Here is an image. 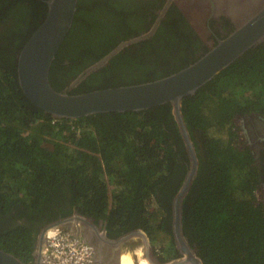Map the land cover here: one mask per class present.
Listing matches in <instances>:
<instances>
[{
    "label": "trees",
    "instance_id": "1",
    "mask_svg": "<svg viewBox=\"0 0 264 264\" xmlns=\"http://www.w3.org/2000/svg\"><path fill=\"white\" fill-rule=\"evenodd\" d=\"M118 10V0L77 1L50 69L54 89H65L117 43L108 38L118 25ZM46 14V0H0V249L33 264L38 229L75 208L106 221L113 235L137 227L161 253L176 255L171 201L188 160L170 105L78 119H54L37 108L18 85L16 59ZM189 28L175 11L158 29L169 33L157 47L164 54L161 63H147L154 59L146 56L151 47L126 48L70 93L144 82L186 66L195 58L187 62L171 38L182 30L191 40ZM176 49L180 56L172 55ZM169 53L172 58H166ZM212 80L181 104L189 134L203 151L182 202L183 234L202 264H264V213L252 203L255 187L245 175V155L231 142L234 115L250 104L264 108V44Z\"/></svg>",
    "mask_w": 264,
    "mask_h": 264
},
{
    "label": "water",
    "instance_id": "2",
    "mask_svg": "<svg viewBox=\"0 0 264 264\" xmlns=\"http://www.w3.org/2000/svg\"><path fill=\"white\" fill-rule=\"evenodd\" d=\"M77 1L46 0L47 14L45 18L24 42L17 55L18 85L25 97L33 105L54 119H78L109 112L136 113L146 111L152 107L169 104L184 142L185 151L189 159V169L183 185L172 202V237L175 249L182 257L168 264H202L200 258L195 255V251L186 242L182 230V200L189 191L192 180L196 175L198 159L182 117L181 104L185 97L194 96L203 85L234 61L240 59L258 45L264 44V0H247L236 3H233V1L199 0L209 9L207 18H211L216 14L225 15L226 12H229V16L233 17V22L236 26L225 37L218 39L209 48L204 49L196 59L175 72L160 78L72 94L70 91L77 83L106 63L119 50L152 35L158 22L152 25L148 32L123 41L115 48H112L97 62L81 71L69 87L58 91L50 83V69L60 46L72 27L77 10ZM175 1L167 0L163 10L169 9V5H173ZM236 8L239 9V12L231 15L230 12L235 11ZM199 9L203 11V8ZM198 42L200 43V41ZM82 220L75 213L71 217L61 218L44 226L40 230L34 244V264H40L44 236L49 228L62 229L69 223H80ZM83 222L87 223V221ZM72 233L79 237L77 233ZM95 233L100 239L104 237V234L102 235L99 230H95ZM132 236H140L144 241L145 248H149L148 237L141 230L125 235L116 242H121ZM109 256L98 254V257L95 256V263L119 264L117 253H113L111 256L114 261ZM106 257H109L110 260ZM145 261L148 264H154L147 257H145ZM0 264L26 263L13 254L0 249ZM133 264L136 263L133 261Z\"/></svg>",
    "mask_w": 264,
    "mask_h": 264
},
{
    "label": "flooded vegetation",
    "instance_id": "3",
    "mask_svg": "<svg viewBox=\"0 0 264 264\" xmlns=\"http://www.w3.org/2000/svg\"><path fill=\"white\" fill-rule=\"evenodd\" d=\"M130 1L129 0L122 1L125 3L123 4L120 2V0H118V2L121 4L122 10H118L117 12L118 25H115L116 28L114 29L111 28L112 31L110 32V37L108 38V41L111 42V44L113 42H117L112 48H115L123 41H126L130 38L148 32L152 27V25H154L158 21L157 26L152 35L136 43H133L128 47L122 48L116 54L111 56L108 59V61L113 57L120 56L119 54L125 52L126 48H130L132 49V51H134V50H140L144 47H151L150 48L151 53L148 52L146 56H153L154 59L153 61L151 60L147 61V63L152 64L153 66L161 63L162 61L161 58L164 56V54L157 47L161 43H164L169 38L168 37L169 33L158 32V29L166 23L168 16L172 15L175 11H177L188 22V26L190 27L188 31H193L195 34V37H193L191 40H187L184 37H182L184 36L182 30H179L178 35L172 33L171 39H173L174 41L175 39L177 40L176 48L180 47V49L183 52L182 54L186 57L185 60L187 62H189L194 58L196 59L197 56H199L204 51V49L209 48L210 45L214 44L218 39L225 37L236 26L235 23L233 22V17L229 16V12H226L225 15L216 14L211 18H207L206 16H209V14L207 13L209 9L199 0H176L175 2H173L174 3L173 5H169V9L167 10H163L167 0H130ZM202 1H206V0H202ZM217 1H233V3H236L247 0H217ZM128 3L130 4L128 5ZM128 6L130 8H133V11L129 10V12H127L126 10H123L124 7H128ZM199 8H203V11H201ZM238 12L239 9L236 8L235 11L233 12L231 11L230 14L234 15L237 14ZM119 14H123V15H119ZM160 15L161 18L159 19ZM183 40H185V44L183 43ZM196 41H200V43L197 42L198 44L197 47L194 46ZM260 46L261 45H258L257 47ZM180 52L181 51H178L176 49V51H174L172 55L180 56ZM172 55L169 53L166 55V58H172L173 57ZM106 63H104L103 65H105ZM63 64H68V61L67 60L63 61ZM103 65H101L100 67H102ZM212 79L210 80V82L208 81L207 83L211 85L213 81ZM72 81H70V83L66 86V88L70 86ZM231 123L233 124V132L235 134L234 139L231 141L232 147L238 153L245 155V161H244V169L246 171L245 175L249 177V179L252 181V185H254L255 187L254 188L255 199L254 201H252V203L254 204L255 207H258L264 213V108L262 106H258L254 108L253 104L247 105L242 108L241 112L236 113L234 115V118L232 119ZM188 135L190 141L192 142L193 149L197 157L198 151L203 153L202 148L201 149L199 148V150H197L195 146V142L191 138L189 131H188ZM194 138L197 141V137L195 136ZM182 143L184 146L183 140ZM184 150H185V146H184ZM186 159L188 160V162H186V167H187L186 173L184 174L183 182L180 184L176 194L179 192L181 186L183 185L187 171L189 169V159L187 154H186ZM197 172H198V167H197ZM197 172L193 180L196 178ZM188 192L186 193V195L188 194ZM174 197L171 201V212H172V202L174 200ZM181 209L183 214V208ZM68 211H69L68 214L64 216H60L55 221L61 218L71 217L75 213H77L83 220L80 221V223L79 222L69 223L64 227H62V229L77 233L81 240L89 243V245L94 249L95 256L97 257L98 254H102V256L105 255L112 256L113 253H117L119 256V264H133V261L136 264H138L140 261L139 257L143 258L144 260L145 257H147V259H150L154 264H168L182 257L177 250H176L177 254L172 256H169V254L166 252L161 253L160 251L161 248L154 246L148 234H146L144 231H142L137 227H131L124 232H121L117 235H113V233L106 231L107 228L106 221L102 219H95L93 216H89L86 214H81L75 208L68 209ZM262 217H264L263 214ZM83 221H87V223H84ZM171 223H172V217H171ZM44 226H41L35 235L33 249L31 251L33 264H34V258H33L34 244L40 230ZM95 230H99V232L102 235L104 234V237L100 239L96 235ZM136 230H141L147 235L148 247H149L148 249L145 248L144 241L140 236H132L126 238L121 242H116L121 237L131 234ZM185 239L186 242H188L189 246L192 247V249L195 251V255L198 256L195 245L193 243H190L186 236ZM139 252L142 253L139 254L140 256L137 255ZM109 257L106 258L110 260ZM111 258L114 261V258L113 257Z\"/></svg>",
    "mask_w": 264,
    "mask_h": 264
},
{
    "label": "built area",
    "instance_id": "4",
    "mask_svg": "<svg viewBox=\"0 0 264 264\" xmlns=\"http://www.w3.org/2000/svg\"><path fill=\"white\" fill-rule=\"evenodd\" d=\"M40 264H96L95 252L72 232L49 228L45 232Z\"/></svg>",
    "mask_w": 264,
    "mask_h": 264
},
{
    "label": "bare ground",
    "instance_id": "5",
    "mask_svg": "<svg viewBox=\"0 0 264 264\" xmlns=\"http://www.w3.org/2000/svg\"><path fill=\"white\" fill-rule=\"evenodd\" d=\"M137 253V252H136ZM139 254H142L141 252H139L137 255L140 256ZM136 255V256H137ZM144 256V255H143ZM138 264H148L143 258H140V261Z\"/></svg>",
    "mask_w": 264,
    "mask_h": 264
},
{
    "label": "clouds",
    "instance_id": "6",
    "mask_svg": "<svg viewBox=\"0 0 264 264\" xmlns=\"http://www.w3.org/2000/svg\"><path fill=\"white\" fill-rule=\"evenodd\" d=\"M66 231H69V230H66ZM71 232V231H70Z\"/></svg>",
    "mask_w": 264,
    "mask_h": 264
},
{
    "label": "rangeland",
    "instance_id": "7",
    "mask_svg": "<svg viewBox=\"0 0 264 264\" xmlns=\"http://www.w3.org/2000/svg\"><path fill=\"white\" fill-rule=\"evenodd\" d=\"M124 254V253H123ZM139 258H141V257H139Z\"/></svg>",
    "mask_w": 264,
    "mask_h": 264
}]
</instances>
